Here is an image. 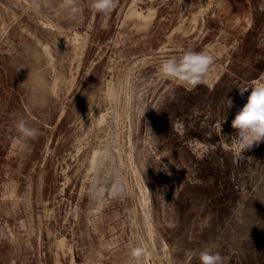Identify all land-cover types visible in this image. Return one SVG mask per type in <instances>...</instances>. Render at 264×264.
<instances>
[{
  "label": "rangeland",
  "instance_id": "rangeland-1",
  "mask_svg": "<svg viewBox=\"0 0 264 264\" xmlns=\"http://www.w3.org/2000/svg\"><path fill=\"white\" fill-rule=\"evenodd\" d=\"M187 51L199 79L161 71ZM256 82L264 0H0V264H264Z\"/></svg>",
  "mask_w": 264,
  "mask_h": 264
},
{
  "label": "clouds",
  "instance_id": "clouds-1",
  "mask_svg": "<svg viewBox=\"0 0 264 264\" xmlns=\"http://www.w3.org/2000/svg\"><path fill=\"white\" fill-rule=\"evenodd\" d=\"M110 6L111 0H92V7L97 11H107ZM210 61L211 57L203 53L187 51L180 58L175 56L165 58L161 64V71L169 76L184 75L199 79L202 72L206 71ZM238 91L241 96L248 92V96L246 102L235 112L231 120V127L235 131L230 138L235 154L242 157L243 150L264 140V82L239 87ZM232 104L233 101L228 98L227 109L231 108ZM226 119L227 115L224 117V121ZM18 127L26 135H35L37 132L36 129L29 128L23 120L19 121ZM186 256L189 259L195 256L200 264H222L221 254L218 251H212L211 247L202 249L198 253L190 250Z\"/></svg>",
  "mask_w": 264,
  "mask_h": 264
},
{
  "label": "bare ground",
  "instance_id": "bare-ground-1",
  "mask_svg": "<svg viewBox=\"0 0 264 264\" xmlns=\"http://www.w3.org/2000/svg\"><path fill=\"white\" fill-rule=\"evenodd\" d=\"M96 154V153H95ZM96 156V155H95ZM93 160H95V157L93 158ZM91 164H92V162H91Z\"/></svg>",
  "mask_w": 264,
  "mask_h": 264
}]
</instances>
